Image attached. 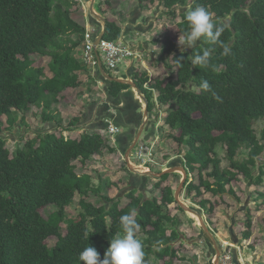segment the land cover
I'll use <instances>...</instances> for the list:
<instances>
[{
  "label": "trees",
  "instance_id": "obj_1",
  "mask_svg": "<svg viewBox=\"0 0 264 264\" xmlns=\"http://www.w3.org/2000/svg\"><path fill=\"white\" fill-rule=\"evenodd\" d=\"M148 1H159L171 17L175 16L176 7L188 6L186 12H179L181 36L189 30L187 13L197 4L205 5L214 20L230 17V29L220 37L231 44L230 56L221 55V47L204 38L189 50L177 51V43L165 37L159 59L170 57L171 64L166 65L173 76L169 73L156 79L152 87L157 91L158 104L165 108L164 125L177 131V135L172 133V139L186 147L182 152L184 167L198 174L197 184L186 178L187 194L200 197L210 192L221 196L227 192L238 199L233 188H227L231 179L241 174L252 186L262 184L264 177V162L260 161L264 125L259 136L254 130L255 121L264 120V0ZM76 2L0 0V264H83L79 253L89 244L102 259L109 241L116 234H123L120 217L133 209L139 230L144 233V263L153 256L155 262L167 257L163 264H173L177 255L173 243L180 238L181 223L167 210V205L174 202L171 186L161 188L159 199H145L129 191V201L123 206L114 198L103 197L107 203L112 202L110 206L85 200L92 191L93 178L88 173H77L75 162L83 164L103 152L107 140L101 134L83 133L79 138H70L52 132L25 140L13 152L7 146L4 132L18 125V121L23 123L24 117L19 119L18 115L31 106L41 109L42 120L61 126L62 118L52 106L58 103L65 88L80 85L76 72L86 67L73 56L86 33L85 27L72 18ZM104 3L109 5L108 0ZM120 36L121 28L106 19L103 39L111 41ZM204 49L211 51L210 65L194 67L192 58ZM32 54L50 58L51 76L45 74L44 68L34 66ZM132 79L151 111L152 93L143 86L148 75L133 74ZM202 79L210 83L219 99L200 89ZM106 84L113 97L129 87L117 81ZM77 121L72 118L68 125ZM219 145L225 148L227 168L220 167L216 156ZM240 149L247 150L246 156L237 159ZM254 167L258 172H254ZM168 177L169 174L161 176L156 187L160 188ZM76 194L81 196L80 211L65 219V207ZM198 203L205 208L210 202L201 199ZM48 205H55L57 211L44 218L39 210ZM211 208L207 210L210 212ZM62 222L66 223L65 233ZM244 225L242 237L248 239L249 215ZM51 236L56 237L52 247L46 243Z\"/></svg>",
  "mask_w": 264,
  "mask_h": 264
},
{
  "label": "rangeland",
  "instance_id": "obj_2",
  "mask_svg": "<svg viewBox=\"0 0 264 264\" xmlns=\"http://www.w3.org/2000/svg\"><path fill=\"white\" fill-rule=\"evenodd\" d=\"M144 1L145 4L143 5L146 6L147 9L149 8L150 11L153 10L149 14L158 13L154 12L155 9L159 12H163L164 8L162 6H155L156 3L148 6V0ZM78 4L80 5L78 6ZM80 6L85 15L90 14V1L86 2L84 0H77L76 4L74 5V9L72 8V13H77ZM100 7L101 6L95 4V8L102 11L101 9H99ZM76 16H78V14H76L75 17ZM181 19L182 18L179 16V10L177 9L175 10L174 17L170 16L168 20L160 21V24H162L167 31L163 33L164 35L167 33V35L163 36V41L165 37L169 39L173 38L177 41L178 44V38L179 36H181L178 31V22ZM86 21H89L88 15L86 17ZM140 36V34H133L132 37H130V40L134 42V46H136L135 42L142 39L140 38ZM73 38H76V36H73ZM31 58L34 61L35 67L44 68L45 74L47 76L50 75V71L48 68V62L50 60L49 57L32 54ZM167 63L171 64V59L169 56H167ZM137 66L141 68L139 64ZM103 67L107 73L113 76V73L106 67L104 63ZM164 68L166 70L168 69L166 65ZM159 72V76H161V74H166V72L164 71ZM167 72L170 73L171 76H173L171 70L168 69ZM81 82H83V85L81 86L82 90L80 92H77L76 94V98L79 99V102H76V105L79 108L76 109V112L78 113L80 119L84 118L85 116L87 118L92 116L91 110L93 105L91 104H99V102L103 100V90L101 89L102 83H98L96 87H86L90 92L87 93V89H85V92L83 91L86 84L85 81L82 80ZM86 82L88 83L89 81L86 80ZM75 92L76 90L69 91L67 96L70 97L71 100H73L75 98L73 96V93ZM84 93H87L88 95L83 96ZM151 93L152 95H157L156 90ZM70 99L66 98V100L68 101H70ZM34 109L38 111L40 110L37 107ZM160 110L162 111L161 107ZM19 114L21 117H27V115L23 116V113ZM163 115L164 114L160 113L161 119L164 118ZM20 116L19 119L21 118ZM28 117H30V115H28ZM1 119L4 123V126H6L5 117L3 116ZM18 122L21 123L20 121ZM263 125V119H259L254 123V130L258 136L260 135V130ZM172 133L175 135L178 134V132L175 130H172ZM172 133H169V131H167V133L161 131L162 135L160 145L156 143L157 151L150 152L148 157L145 158V161L137 158L136 155L133 154V152L130 153L129 160L136 165H140L139 167L146 166L150 171L159 172L162 168L166 167L169 164L166 163L167 160H175L178 158L181 159L180 155H182V152L186 150V147L183 145H178L176 142H174L171 137ZM143 138L144 134L142 135L141 139L144 140ZM107 140H109V138ZM7 142V146L8 148H10V152H13L15 148H13L11 143H9V140H7ZM150 148H152V145H150ZM107 149L104 148L103 152L96 158H91L83 164L75 162L77 173L86 172L93 178L92 183L94 184L92 185V191L89 192V194L84 198L85 200L90 201L95 205L110 206L112 202L107 203L103 198L106 197L114 198L119 202V206H123L129 201L126 196L129 191H134L135 196L140 195L145 199L154 196L159 199L162 187L170 185L175 191L182 179V172L178 170L175 173L169 174V177L161 183L160 188L156 187L155 185V183L158 182V179H153L152 177H147L145 180H143L144 185L142 184V182L137 181L138 179H134V183L130 182L131 175H128L129 169L127 168V165L124 161V153L127 150L125 152H121L118 146L113 149ZM216 151V156L220 161V167L227 168L229 166V161L226 157L225 148L222 145H219ZM246 152L247 150L240 149L236 158L242 159L246 156ZM260 161L264 162V152L260 156ZM133 163H131L132 166H135ZM178 163L183 164V156L182 161H178ZM253 170L254 172H258V169L256 167H254ZM187 172L189 173L188 179L193 180V182L197 184V171H193L192 173H190L187 168ZM228 187L233 188V192L238 199L227 192L223 193L221 196L212 195L210 192H206L203 193L200 197H193L192 195L187 194L185 187L181 190L179 196L184 204L189 207L195 208L200 212L205 224L210 228L212 234L215 236L220 252L225 249V246H228V248L231 249V254L232 249H234L233 254L235 255V258L237 259V262L239 264H264V177L262 184H254L252 186H248L246 179L240 174L237 175L236 178L231 179L230 183L227 185V188ZM80 198L81 196L79 194H76L71 204L65 207V219L72 218L80 211ZM201 199H206L210 203H208L205 208H202L198 203ZM209 206L212 207L210 212L207 210ZM167 210L171 216H175L176 218H178L181 223L179 226V232L181 234L180 239L176 240L173 243V248H175L178 252V255L176 256H180L182 259L176 258L175 264H182L183 262V264H214L213 260L215 258V255H212L214 251L213 249L209 248L210 246H208L206 242V236L201 230L198 220L199 218L196 216V214L180 210L179 206L175 202L168 204ZM39 211L44 218H47L49 217V215L55 213L57 211V208L55 205H48L40 208ZM248 215L251 217V235L248 239H244L242 237V233L244 230H246L244 223ZM65 224V222L61 223L63 233H65L66 231ZM135 237L141 240L144 237V233L138 229L135 233ZM55 242L56 237L54 236L46 239V243L50 247H52ZM207 253L211 254L208 255V258H210V263H208L207 261ZM197 261H200L201 263H198ZM144 264H162V261L158 260L155 262L153 256H150L149 260Z\"/></svg>",
  "mask_w": 264,
  "mask_h": 264
},
{
  "label": "crops",
  "instance_id": "obj_3",
  "mask_svg": "<svg viewBox=\"0 0 264 264\" xmlns=\"http://www.w3.org/2000/svg\"><path fill=\"white\" fill-rule=\"evenodd\" d=\"M84 1L86 2L90 1V5H91L92 0H84ZM104 1L106 0H95V2L92 4L93 9L98 14L105 17L106 19L116 22V24L121 28L120 38L122 39L124 38L125 40H127L130 43V45L134 48V50L137 51V53L139 54V56L132 58L126 61L125 63L121 64L118 67V69L115 71V73L113 72V77L116 79H123L133 82L132 79L133 74H137L138 76H140L141 74L148 75V80L144 83L143 86L145 89L153 92L155 89H153L152 86L155 80L158 78L160 79L167 77L169 75V73L167 72L168 69L166 70L164 68L167 63V56H165V61L159 59L160 51L163 46L162 45L163 36L167 35V33L165 35L163 34L165 33L166 28H164L163 25L160 24V21L168 20V18H170V16L166 12L167 9L164 8L159 1H155L153 2L156 3L155 6L157 5L162 6L164 10L163 12L162 11L159 12L155 9L154 12H158V13L149 14L153 10L150 11L149 8L147 9L146 6L143 5L145 4L144 0L143 1L108 0L109 5L104 3ZM147 2H148V6H151L153 4L149 1ZM95 4L97 5L100 4L99 6L101 7L99 9H101L102 11L97 10L95 8ZM79 5L80 4H78V6ZM72 8L74 9V7ZM177 9L179 10V12H185L188 9V6L185 7L179 6L176 7V10ZM76 14H78V16L75 17ZM87 15L89 16V21H86ZM72 18L78 24L84 26L86 31L89 30L94 38L98 36V34L102 29V24L100 26V23H97L96 19L91 17L89 14L85 15L81 6L77 13H72ZM133 34L135 35L140 34L141 35L140 38H142L141 40L135 42L136 46H134L133 45L134 42L130 40V37H132ZM170 40L175 41L177 43V41L174 40L173 38H170ZM83 47L84 45L82 43L73 52V56L80 62H81ZM189 49L190 48H186L185 50H189ZM177 51H181L178 44H177ZM138 64L140 65L141 68L137 66ZM85 66L86 67L84 70L76 72L80 80V85H79L80 87L78 86L79 88L78 87L65 88L59 94L58 103L52 106V110L54 111V113L58 114L59 117L62 118L61 126L58 127V124L55 121L42 120L41 109L37 107L38 109H40L38 111L34 109L36 108L35 106H31L30 110H27V112L23 113V116L27 115V117L24 118L23 123L22 122L18 123V125H16L12 129L4 132V135L7 137V140L10 141L9 143H11L13 148L17 149V147L21 146L23 142H25V140L29 138H33L38 134L43 135L46 133L53 132L56 135L62 134L63 136L70 138H79L83 133L96 132L102 134L101 132L107 128V124L111 123L113 125L118 126L119 131L115 133L116 135L115 134L102 135L104 138L106 137V140L109 138V140H107V143L104 147L105 149L107 148L113 149L118 146L121 152H125L130 146H132L131 144L134 141L136 135L141 130H143V134L146 141L141 139L139 142L148 144V147L152 145V148H150L151 152L157 151L156 143L160 145L161 135H162L161 131L165 133L169 131V133L170 132L172 133V129L164 125L163 119H161L160 117V113L165 115V111H164L165 108L162 105L158 104L156 100L157 95L155 96L154 94L151 96V102L153 103V107L151 111H148L147 108V112H146L145 108L148 107V103L143 93L139 94L138 91L134 87H132V85H130L127 82H123L129 84V87L122 89L117 96L113 97L108 93V85L106 84V81L108 80L102 79L101 74L99 72V67L93 69L87 65ZM159 71L162 72L164 71L166 72V74H161V76H159L160 75ZM51 75L52 73L50 72L49 76ZM82 80L85 81L86 83L83 90L84 92L86 91L85 89H87L86 87H96L98 83H102L101 89L103 90V94H102L103 100L99 102V104H95V103L91 104L93 105L91 110L92 116H90L89 118L85 116L84 118L80 119L78 113L76 112V109H79L76 105V102H79V99L76 98V94L77 92H80L82 90L81 87L83 85V82H81ZM86 80L89 82L87 83ZM74 90H76V92L73 93V96L75 98L71 100L70 97L67 96V94L69 93V91H74ZM87 93H90L88 89H87ZM87 93H84L83 96H87L88 95ZM66 98H69L70 101L66 100ZM160 107L162 111L160 110ZM28 115H30V117H28ZM72 118H79V119L75 125L69 126L68 125L69 121ZM182 155H180L181 159L178 158L175 160H171V159L167 160L166 163L169 164L166 167L162 168L159 172L166 170V168L168 167L177 168L174 169L173 173L177 172L178 167L183 166L182 163H178V161L179 162L182 161ZM97 156L98 155H93L91 158L93 159L96 158ZM134 165L135 167H137L136 164ZM138 168H140V170L148 169L146 166H142V167L138 166ZM128 175L129 176L131 175L130 181L132 179L135 180L138 179L137 181L142 182V184L144 185V181H143L144 177L140 173L138 172L131 173L130 171H128ZM171 188L173 190L172 186ZM174 193L175 191L173 190V195ZM206 242L208 246H210L209 248L213 249V251L215 252L218 247L217 240H216V245H214V243L211 240H209L208 237H206ZM225 249L231 250L230 248H228V246H225ZM233 251L234 249H232V255L234 257V261L237 264H239L237 262V259L235 258V255L233 254ZM209 254L210 253L206 254L208 263H210V258H208ZM176 258L182 259L180 256L178 257L176 256ZM176 258L173 259V264H175ZM165 260H167L166 257L160 261H162L163 264L164 263L163 261ZM197 262L201 263L200 261Z\"/></svg>",
  "mask_w": 264,
  "mask_h": 264
},
{
  "label": "clouds",
  "instance_id": "obj_4",
  "mask_svg": "<svg viewBox=\"0 0 264 264\" xmlns=\"http://www.w3.org/2000/svg\"><path fill=\"white\" fill-rule=\"evenodd\" d=\"M186 20L189 30H186L183 36L178 38L181 52L185 51L186 48H193L201 38H204L210 44L219 45L222 49L221 55L227 57L232 54L231 44L220 40L221 35L230 29V23L228 22L230 17L214 20L213 13L205 5L197 4L195 8L187 13ZM210 63L211 51L209 49H204L202 54L194 55L191 60V64L194 67L196 65L208 67ZM199 87L201 90L211 93L214 98L219 99L207 80L202 79ZM137 167L135 168L138 169ZM187 175H189L188 172ZM135 217V209L120 217L123 234L118 233L109 241V246L105 250L102 259L95 247L90 244L85 247L79 253V259L83 264H144V245L140 239L135 237V233L139 229V224Z\"/></svg>",
  "mask_w": 264,
  "mask_h": 264
},
{
  "label": "built area",
  "instance_id": "obj_5",
  "mask_svg": "<svg viewBox=\"0 0 264 264\" xmlns=\"http://www.w3.org/2000/svg\"><path fill=\"white\" fill-rule=\"evenodd\" d=\"M80 1V0H78ZM94 38L92 33L87 30L84 36L83 41V51L81 56V62L90 68L98 67V58L95 53V49L97 54L100 57L102 63L106 65V67L113 73L118 69V67L125 63L126 61L139 56L137 51L130 45V43L124 38H118L115 40H105L101 39L96 47H94ZM119 131L118 126L113 125L111 123L107 124V128L103 130L101 135H113ZM150 147L144 143H138L133 154L136 155L137 158L145 161V158L150 154ZM140 166V165H137ZM148 170V169H147ZM215 259V258H214ZM218 264H237L234 261V258L229 250L224 249L220 257L218 259Z\"/></svg>",
  "mask_w": 264,
  "mask_h": 264
},
{
  "label": "water",
  "instance_id": "obj_6",
  "mask_svg": "<svg viewBox=\"0 0 264 264\" xmlns=\"http://www.w3.org/2000/svg\"><path fill=\"white\" fill-rule=\"evenodd\" d=\"M95 2V0H92L91 1V5L89 7V15L93 18L96 19V22L97 23H100L102 24V29L100 31V33L98 34V36L96 37L95 41H94V47H96V45L98 44V42L103 38V35H104V31H105V25H106V18L101 16L100 14H98L92 7V4ZM95 53L97 55V58H98V67H99V72L101 74V77L103 80H108V81H117V82H127L129 83L130 85H132V87H134L139 94H142V91L136 86L135 83L133 82H130L128 80H123V79H116L114 78L113 76H110L108 73H106L104 67H103V64L100 60V57L99 55L97 54V51L95 49ZM147 105V104H146ZM146 112H147V108H145ZM143 135V130H141L135 137L134 141L132 142V146H130L127 151L124 153V161L127 165V168L129 169V171L131 173H140L143 177H144V180L147 178V177H152L153 179H159L161 176H163L164 174H170V173H173L174 172V169H177V168H172V167H168L166 168V170H163L161 172H153V171H150V170H138L136 168H134V166H132L130 160H129V155L131 153V151L133 150V148L136 146V144L139 143V141L141 140V137ZM145 140V137L143 138ZM178 170H180L182 172V179L178 185V187L176 188L175 190V193H174V202L182 209L184 210L185 212H190V213H193V214H196L199 218V223H200V227L202 229V231L204 232L205 236L209 238V240H211L214 245H216V239L214 237V235L212 234L210 228L205 224L204 220H203V217L202 215L200 214L199 211H197L195 208H192V207H189L187 206L186 204H184L181 199H180V192L182 190V188H184V184H185V181H186V178H187V170L186 168L183 166L181 167H178ZM220 249H216V251L213 253V255H215V259H214V264H218V259L220 257Z\"/></svg>",
  "mask_w": 264,
  "mask_h": 264
},
{
  "label": "flooded vegetation",
  "instance_id": "obj_7",
  "mask_svg": "<svg viewBox=\"0 0 264 264\" xmlns=\"http://www.w3.org/2000/svg\"><path fill=\"white\" fill-rule=\"evenodd\" d=\"M188 176H189V175H187V178H188ZM130 182H133V183H134V179H132ZM184 186H185V184H184ZM182 189H183V188H182Z\"/></svg>",
  "mask_w": 264,
  "mask_h": 264
}]
</instances>
